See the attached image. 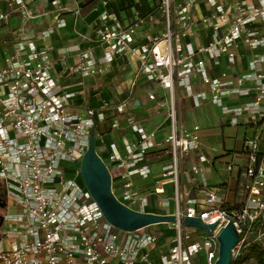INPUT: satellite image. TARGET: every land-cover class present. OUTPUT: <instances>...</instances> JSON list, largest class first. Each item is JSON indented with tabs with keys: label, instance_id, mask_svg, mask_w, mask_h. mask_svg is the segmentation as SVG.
Wrapping results in <instances>:
<instances>
[{
	"label": "built area",
	"instance_id": "2783aa9c",
	"mask_svg": "<svg viewBox=\"0 0 264 264\" xmlns=\"http://www.w3.org/2000/svg\"><path fill=\"white\" fill-rule=\"evenodd\" d=\"M158 1L165 29L140 42L136 31L154 19L152 14L134 8L132 21L122 23L109 7L111 0H101L102 22L95 36L102 54L92 46L76 45V58L67 70L81 77L104 76L116 55L135 56L138 65L130 89L143 74L167 90L165 137L136 117L130 94L101 105L76 102V92L56 76L48 48L39 46L24 27L13 50L0 55V195L5 204L0 264H153L151 248L159 237L150 224L130 230L115 225L87 185L76 180L91 133L119 201L137 211L176 216L168 221L175 233L158 264H215L218 235L230 220L238 232L230 264L250 243L264 244V0ZM49 2L59 11L54 25H65L66 6L60 0ZM196 4L204 7L200 14ZM10 9L22 18L31 15L26 0H0V19ZM200 25L205 41L197 39ZM52 26L40 36L48 35ZM243 56L245 67L239 64ZM222 60L233 69H216ZM199 82L206 88H198ZM148 96L155 94L148 91ZM184 96L195 106L210 100L230 124H249L253 130L241 144L245 160L239 180L245 198L239 207L226 209L219 203L216 191L207 187L202 165L194 162L183 169L182 162L201 138L198 123L183 124ZM111 130L121 135L108 138ZM157 152L162 153L158 184L142 189L135 177L153 173L152 155ZM199 160L207 158L202 154ZM195 173L205 186L201 200L189 198L190 190L180 179L192 183ZM168 183L172 202L160 196ZM156 205L172 210L157 211ZM196 216L215 223L209 233L191 231L182 220Z\"/></svg>",
	"mask_w": 264,
	"mask_h": 264
},
{
	"label": "crops",
	"instance_id": "0c3cea01",
	"mask_svg": "<svg viewBox=\"0 0 264 264\" xmlns=\"http://www.w3.org/2000/svg\"><path fill=\"white\" fill-rule=\"evenodd\" d=\"M50 0H26V5L30 16L22 18L17 11L11 10L6 18L0 19V55L9 53L13 50L17 41L20 27L34 38L39 46L48 48L49 53L55 60V74L61 79L64 86L71 91L76 92L74 97L76 102L88 104H106L118 102L126 95L130 94L135 102L134 114L142 124L149 128H157L158 137H165L168 125L166 116L167 105L163 98L167 96V90L154 81L147 80L145 76L139 77L135 87L130 89L129 82L135 76L138 61L135 56L130 54H119L113 58L109 71L104 76L81 77L79 74L69 75L68 66L76 58L73 48L77 45L80 48L93 47L97 55L102 54V45L95 36V28L101 24L100 12L104 9L101 0H60L61 4L66 6L62 14L66 20L65 25H54L55 17L59 11L49 2ZM137 6L142 5L145 13H151V20H146L136 31V37L140 42H149L150 37L156 35L165 29V21L159 8V2L155 4L151 0H135ZM2 9H7L4 3ZM109 7H112L110 3ZM134 6L119 9V17L122 23L132 21ZM9 9V8H8ZM76 10V12H75ZM196 10L200 14L204 7L202 4H196ZM143 13V14H145ZM54 25V26H52ZM52 26L50 33L46 36H40L43 29ZM197 39L206 40L204 28L200 25ZM245 56L239 63L245 67ZM233 69L224 60L220 67ZM102 82L101 87L97 85ZM198 88H206L199 82ZM148 91L155 94L154 98L148 96ZM181 116L183 124L190 126L193 123L200 125V145L190 152L187 160L182 162L183 169L189 168L191 163L197 162L203 166L207 187L213 188L221 198L220 204H230L231 208L239 207L245 196L241 194L239 180V170L244 165L245 156L242 153L243 138L253 133L249 124L232 125L228 122L227 116L221 114L219 108L210 100L204 101L201 105L195 106L191 103L189 97H181ZM121 134L116 130H111L107 134L108 138H117ZM264 142V128L263 139ZM162 153L157 152L152 155L153 173L141 179L135 177L137 185L142 188H151L158 184L160 162ZM205 155L207 160H199V155ZM233 164L232 169L228 164ZM182 186L189 189L192 197L199 200L203 199L205 186L202 184L198 173L193 174L192 183L183 182V176H180ZM172 186L170 183L164 185V191L160 196L171 200ZM171 207L163 211L171 212ZM161 230L162 235H158V243L151 249V258L153 264H158L159 255L164 252L169 245L171 236L175 233L174 225L171 222L163 221ZM151 226V225H150ZM149 226V229H153Z\"/></svg>",
	"mask_w": 264,
	"mask_h": 264
},
{
	"label": "water",
	"instance_id": "95a60500",
	"mask_svg": "<svg viewBox=\"0 0 264 264\" xmlns=\"http://www.w3.org/2000/svg\"><path fill=\"white\" fill-rule=\"evenodd\" d=\"M80 169L85 185L89 188L93 198L99 202L104 216L115 225L130 230L152 223L176 220V216L173 214L137 211L115 197L111 190L109 169L96 152L95 135L92 133L81 160ZM182 220L186 225L200 226L207 230H211L215 224L214 222L205 223L198 216L184 217ZM218 240L220 248L215 264H230L231 248L238 240V232L232 220L221 229Z\"/></svg>",
	"mask_w": 264,
	"mask_h": 264
},
{
	"label": "trees",
	"instance_id": "16d2710c",
	"mask_svg": "<svg viewBox=\"0 0 264 264\" xmlns=\"http://www.w3.org/2000/svg\"><path fill=\"white\" fill-rule=\"evenodd\" d=\"M155 4H157L156 0H151ZM159 2V1H158ZM112 7L111 9L116 12V14L119 15L118 10L123 9V8H128L131 6H134L139 12L145 13V10L142 5L137 6L138 2L135 0H111ZM109 127H107L106 130H108ZM223 207L226 209L231 208L230 204L223 203ZM263 252H264V244L262 245L261 243L258 242H252L247 247L242 251V253L235 259L234 264H240L241 261L251 258L254 262V264H264V259H263Z\"/></svg>",
	"mask_w": 264,
	"mask_h": 264
},
{
	"label": "rangeland",
	"instance_id": "374dc122",
	"mask_svg": "<svg viewBox=\"0 0 264 264\" xmlns=\"http://www.w3.org/2000/svg\"><path fill=\"white\" fill-rule=\"evenodd\" d=\"M156 1L158 2V0H156ZM97 85L99 87H101L103 84H102V82L101 83L98 82ZM188 158L186 157L185 160H187ZM76 180H77L78 183L84 184L81 173H79V175H77ZM188 197L189 198L192 197V194H189ZM164 209L165 208H163V209L157 208V205H156V210L157 211H163ZM150 225H151L150 227L153 229V231L156 232L159 236L163 234V231L161 230V228L163 227L164 223L158 222V223H152ZM187 226H188V229H190L191 231H196L197 230L200 233H209L210 232L207 229L202 228L200 226H190V225H187ZM202 263H204V261H202ZM240 264H254V262H253V260L251 258H247V259L241 261Z\"/></svg>",
	"mask_w": 264,
	"mask_h": 264
},
{
	"label": "flooded vegetation",
	"instance_id": "af4514ba",
	"mask_svg": "<svg viewBox=\"0 0 264 264\" xmlns=\"http://www.w3.org/2000/svg\"><path fill=\"white\" fill-rule=\"evenodd\" d=\"M4 199L3 197L0 195V223L2 222L1 221V215H2V211H3V207H4Z\"/></svg>",
	"mask_w": 264,
	"mask_h": 264
}]
</instances>
